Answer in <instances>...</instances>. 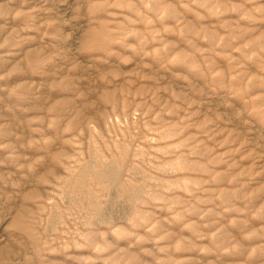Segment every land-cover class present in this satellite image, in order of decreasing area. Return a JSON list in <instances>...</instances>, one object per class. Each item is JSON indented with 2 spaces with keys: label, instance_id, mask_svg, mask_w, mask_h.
Returning <instances> with one entry per match:
<instances>
[{
  "label": "rangeland",
  "instance_id": "rangeland-1",
  "mask_svg": "<svg viewBox=\"0 0 264 264\" xmlns=\"http://www.w3.org/2000/svg\"><path fill=\"white\" fill-rule=\"evenodd\" d=\"M0 264H264V0H0Z\"/></svg>",
  "mask_w": 264,
  "mask_h": 264
},
{
  "label": "bare ground",
  "instance_id": "bare-ground-1",
  "mask_svg": "<svg viewBox=\"0 0 264 264\" xmlns=\"http://www.w3.org/2000/svg\"><path fill=\"white\" fill-rule=\"evenodd\" d=\"M59 28V27H58ZM84 28V27H83ZM55 33V32H54Z\"/></svg>",
  "mask_w": 264,
  "mask_h": 264
}]
</instances>
